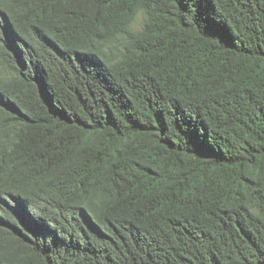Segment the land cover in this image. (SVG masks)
<instances>
[{
	"label": "trees",
	"instance_id": "1",
	"mask_svg": "<svg viewBox=\"0 0 264 264\" xmlns=\"http://www.w3.org/2000/svg\"><path fill=\"white\" fill-rule=\"evenodd\" d=\"M0 264H264V0H0Z\"/></svg>",
	"mask_w": 264,
	"mask_h": 264
},
{
	"label": "rangeland",
	"instance_id": "2",
	"mask_svg": "<svg viewBox=\"0 0 264 264\" xmlns=\"http://www.w3.org/2000/svg\"><path fill=\"white\" fill-rule=\"evenodd\" d=\"M140 23H141V17L138 18V20H137V22L135 24V28H139V26L141 25ZM2 68H3V71H2L3 76L6 77V78H9L10 77V73L6 69H4V67H2Z\"/></svg>",
	"mask_w": 264,
	"mask_h": 264
}]
</instances>
